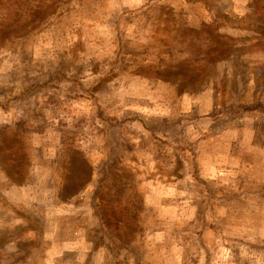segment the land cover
<instances>
[{
	"label": "rangeland",
	"instance_id": "obj_1",
	"mask_svg": "<svg viewBox=\"0 0 264 264\" xmlns=\"http://www.w3.org/2000/svg\"><path fill=\"white\" fill-rule=\"evenodd\" d=\"M206 261L264 264V0H0V264Z\"/></svg>",
	"mask_w": 264,
	"mask_h": 264
},
{
	"label": "trees",
	"instance_id": "obj_2",
	"mask_svg": "<svg viewBox=\"0 0 264 264\" xmlns=\"http://www.w3.org/2000/svg\"><path fill=\"white\" fill-rule=\"evenodd\" d=\"M107 120H109V123H111V125L109 127V130H107L105 141H106V146L108 149L109 161H112V160L117 159L116 157L119 155V153L121 151V143H120L121 140H119V139H121L122 136L119 137V135H117V132L120 130V128L123 124L128 122V119L127 118L117 119V118H113V117L109 116L107 118ZM175 127H176V124L173 120H170L166 124L156 122L153 124H147L146 125V128L151 131L152 135L153 134H162L164 136H168V138L173 136L172 134H173V132H175L174 131ZM107 161H108V158L105 159V162H107ZM209 188L210 187L208 185H205V189H207L208 193L210 191ZM205 201L206 200H204V202ZM198 225H201V224H198ZM101 226L107 227V225L105 224V220H102ZM160 229L163 230V228H161V227H160ZM103 231H106V229ZM171 234H172L171 231L165 230L164 243H170V241L173 239V238H171ZM205 255L210 257V252H205ZM208 260H211V257ZM206 262L207 263H204V264L210 263V261H206Z\"/></svg>",
	"mask_w": 264,
	"mask_h": 264
},
{
	"label": "bare ground",
	"instance_id": "obj_3",
	"mask_svg": "<svg viewBox=\"0 0 264 264\" xmlns=\"http://www.w3.org/2000/svg\"><path fill=\"white\" fill-rule=\"evenodd\" d=\"M218 223H220V221H218Z\"/></svg>",
	"mask_w": 264,
	"mask_h": 264
}]
</instances>
